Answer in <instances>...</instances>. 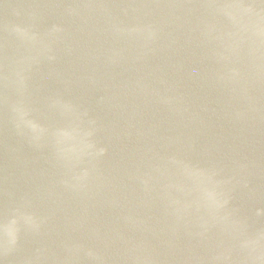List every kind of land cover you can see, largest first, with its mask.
I'll list each match as a JSON object with an SVG mask.
<instances>
[{"label":"water","instance_id":"95a60500","mask_svg":"<svg viewBox=\"0 0 264 264\" xmlns=\"http://www.w3.org/2000/svg\"><path fill=\"white\" fill-rule=\"evenodd\" d=\"M0 264H264V0H0Z\"/></svg>","mask_w":264,"mask_h":264}]
</instances>
